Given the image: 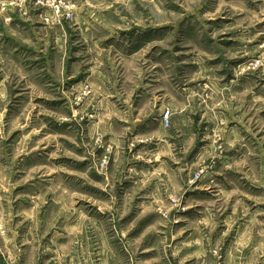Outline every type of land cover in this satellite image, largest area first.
Segmentation results:
<instances>
[{
  "label": "rangeland",
  "instance_id": "374dc122",
  "mask_svg": "<svg viewBox=\"0 0 264 264\" xmlns=\"http://www.w3.org/2000/svg\"><path fill=\"white\" fill-rule=\"evenodd\" d=\"M237 262L264 264V0H0V264Z\"/></svg>",
  "mask_w": 264,
  "mask_h": 264
},
{
  "label": "crops",
  "instance_id": "0c3cea01",
  "mask_svg": "<svg viewBox=\"0 0 264 264\" xmlns=\"http://www.w3.org/2000/svg\"><path fill=\"white\" fill-rule=\"evenodd\" d=\"M43 57H45V56H43ZM145 99V98H144ZM144 99L140 102L141 104H140V106H139V108H138V110H139V114H138V116H139V118L140 117H143V119L144 118H149V116L148 117H146V115H147V112H148V109H149V107H150V105H149V101H150V99H149V101L148 102H145L144 101ZM151 102V101H150ZM173 127L176 129V130H178V131H180L181 133H183V135H184V137L185 138H188V140H190V142H192L193 141V139H192V135H193V131H192V125L190 124V116H189V114L188 113H183L181 116H175L174 118H173ZM157 132V134L156 135H158L159 137L162 135V130H161V127H158V129L154 132V133H156ZM194 143V142H193ZM192 143V144H193ZM191 144V145H192ZM160 166H162L161 164H160ZM258 239V238H257ZM258 245H261V242H258ZM243 246V245H242ZM243 248H247V246L244 244V246H243ZM237 264H238V262H237Z\"/></svg>",
  "mask_w": 264,
  "mask_h": 264
},
{
  "label": "built area",
  "instance_id": "2783aa9c",
  "mask_svg": "<svg viewBox=\"0 0 264 264\" xmlns=\"http://www.w3.org/2000/svg\"><path fill=\"white\" fill-rule=\"evenodd\" d=\"M71 10H72V6H69L68 7V10H67V12H68V17H71L72 16V14H71ZM169 112H167L166 114H165V116H164V118H165V122H167V124L169 123V119H168V116H169Z\"/></svg>",
  "mask_w": 264,
  "mask_h": 264
}]
</instances>
